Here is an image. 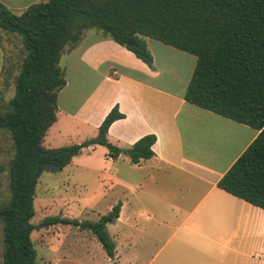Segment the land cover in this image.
<instances>
[{
    "label": "trees",
    "instance_id": "1",
    "mask_svg": "<svg viewBox=\"0 0 264 264\" xmlns=\"http://www.w3.org/2000/svg\"><path fill=\"white\" fill-rule=\"evenodd\" d=\"M0 28L18 34L25 51L14 92L0 110V129L13 143L7 163L10 196L0 204L2 264H37L31 233L55 223L91 230L113 257L115 242L106 224L119 216L121 202L96 221L49 215L35 224L31 219L38 180L44 172H59L93 144L104 145L112 158L126 153L132 163L154 155L153 133L126 149L107 139L111 123L124 117L117 104L94 137L44 145L57 118L58 92L66 84L61 54L88 28L125 46L149 66L153 56L146 37L196 57L184 99L258 130L216 184L264 211V0H41L19 14L0 0ZM128 39L134 44H127Z\"/></svg>",
    "mask_w": 264,
    "mask_h": 264
},
{
    "label": "crops",
    "instance_id": "2",
    "mask_svg": "<svg viewBox=\"0 0 264 264\" xmlns=\"http://www.w3.org/2000/svg\"><path fill=\"white\" fill-rule=\"evenodd\" d=\"M1 1L19 14L29 4L41 0ZM151 39L146 37L152 66L94 28L85 29L78 42L66 47L59 62L66 84L58 92L57 118L43 143L56 147L94 137L105 115L117 104L124 117L109 126L107 139L111 143L126 149L145 134L156 136L151 146L154 155L138 163H132L126 153L117 158L104 153L110 163L124 165L123 183L131 185L142 201L138 213L158 226L171 228L172 234L179 233V242L174 244L177 249L223 256L259 255L264 248L263 209L216 184L258 130L184 99L196 62L193 54L190 59L185 51H180L183 57L179 63L189 58L180 90L160 84L161 72L149 45ZM155 42L166 54L171 52L170 45ZM166 76L172 81L178 78L175 74ZM211 136L223 146L221 151L209 139ZM202 145L212 146L203 156L199 154ZM99 147L105 146L93 144L83 148L65 167L83 152ZM201 162H207L206 167L201 168ZM120 202L116 219H131L134 211L129 213L125 208L133 206ZM126 233L130 248L145 245L135 243L133 236Z\"/></svg>",
    "mask_w": 264,
    "mask_h": 264
},
{
    "label": "rangeland",
    "instance_id": "3",
    "mask_svg": "<svg viewBox=\"0 0 264 264\" xmlns=\"http://www.w3.org/2000/svg\"><path fill=\"white\" fill-rule=\"evenodd\" d=\"M155 41L152 38L149 45L161 72L159 83L180 90L189 67V58L194 56L184 52L189 58L179 63L180 57H183L180 52L182 50L170 46L171 52L166 54L154 45L157 43ZM24 53L21 37L0 28V110L5 108L14 92V77L19 72ZM168 73L178 78L172 81L167 78ZM209 139L219 145L221 151L223 146L213 136ZM210 147L202 145L199 154L205 155ZM106 152L105 147L89 153L83 152L59 172H44L36 185L33 202L35 213L31 221L36 224L49 215L96 221L118 201L131 203L133 209L130 206L125 208L126 212L134 211L131 219L118 218L106 224L117 253L113 257L108 256L96 235L89 229L55 223L31 233L37 252V264H264V248L259 251V255L253 253L250 257L210 255L202 251L177 249L174 244L179 242V233L172 234L171 228L158 226L138 213L142 201L137 199V193L131 185L127 187L123 183L126 178L124 165L120 162L110 163L105 156ZM12 155L11 136L0 129V164L3 165L0 171V204L10 196L7 163ZM201 164V168H204L207 162ZM126 232L133 236L135 243L145 245L130 248L125 240ZM169 236L171 240L167 241ZM2 252L3 232L0 221V264Z\"/></svg>",
    "mask_w": 264,
    "mask_h": 264
},
{
    "label": "water",
    "instance_id": "4",
    "mask_svg": "<svg viewBox=\"0 0 264 264\" xmlns=\"http://www.w3.org/2000/svg\"><path fill=\"white\" fill-rule=\"evenodd\" d=\"M127 44L132 45V44H134V41L131 40V39H128V40H127Z\"/></svg>",
    "mask_w": 264,
    "mask_h": 264
}]
</instances>
